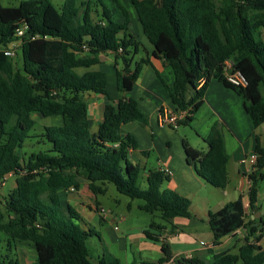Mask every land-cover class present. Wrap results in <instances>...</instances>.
<instances>
[{"label": "trees", "instance_id": "16d2710c", "mask_svg": "<svg viewBox=\"0 0 264 264\" xmlns=\"http://www.w3.org/2000/svg\"><path fill=\"white\" fill-rule=\"evenodd\" d=\"M130 2L145 37L155 48L153 56L167 61L173 71L172 84L159 71L157 76L174 110L188 111L180 126L193 123L213 81L244 99L256 128L264 125V0ZM112 3L121 21L114 19L104 0H64L60 8L51 0L23 1L15 7L0 4V180L9 174L17 176L16 187L3 208L0 202V233L10 248L15 242L34 245L35 264H93L87 241L94 233L76 223L79 213L71 206L64 207L59 195L60 190L80 189L84 181L95 197L105 195L113 184L121 195L144 201L141 211L159 214L169 224L175 218L192 216L189 198L163 189L170 179L164 170L151 169L145 189L139 183L144 168L131 158L139 145L124 126L135 122L147 126L148 120L138 100L126 95L151 60L147 49L130 33L129 10L120 0ZM20 30H24L22 36H18ZM12 45L21 50L22 67L5 55ZM109 52L115 55L116 86L122 95L117 101L110 95L106 73L80 72L101 64V54ZM139 54L143 57L135 61ZM227 61L233 65L232 73L243 76L246 86L228 80ZM87 93L109 100L97 133L90 130ZM35 116H60L63 124L44 127L41 137L51 144L48 151L20 155L37 127ZM223 130L219 123L212 126L205 140L207 153L187 140L183 142L187 161L197 176L220 190L229 184L230 156ZM255 153L258 161L249 176L248 205L260 211L258 184L264 176V147L258 143ZM208 225L215 247L240 229H246L248 235L238 253L210 250L205 256L178 259L173 258L170 246L162 243L163 256L156 264L173 259L176 264H264L260 244L264 214L259 219L248 217L243 197L210 212ZM151 228L165 229L156 222ZM258 230L261 233L254 238ZM145 234L160 242L150 231ZM0 264L21 263L0 254ZM99 264L122 263L103 258Z\"/></svg>", "mask_w": 264, "mask_h": 264}, {"label": "crops", "instance_id": "0c3cea01", "mask_svg": "<svg viewBox=\"0 0 264 264\" xmlns=\"http://www.w3.org/2000/svg\"><path fill=\"white\" fill-rule=\"evenodd\" d=\"M125 7L131 14L130 33L136 36L138 41L147 49L151 60V65H145L143 67L133 90L126 95V97L138 100L139 107L148 120L147 126H142L137 122L124 126V131L132 134L139 145L138 151L131 153V158L135 164L141 165L143 161L139 158L138 154L142 155L141 152H147L146 155L142 156L148 158L151 154L156 153L157 160L155 166L144 167L143 169L146 178L151 169L169 170L171 175L169 181L165 183L167 185L166 189L173 190L179 195L191 200L192 216L190 218H175L172 224H158L165 229L159 231L160 233L157 238L160 242L170 246L174 259L183 256H205L207 255L206 250H213L215 253L230 250L233 253V251L239 250L245 243L248 235L246 229H240L235 234L223 238L218 247L213 245L214 238L212 232L209 243L195 241L190 244L191 247L189 249H180L178 246H176L177 249H173L170 245V239L180 241L181 235L186 232L187 228L196 230L203 227L209 228V213L219 211L227 203L235 201L240 197H243L245 200L247 216H250L252 219H259L264 214V205L261 204L260 192L257 206L261 210H251L249 208L248 191L251 186L249 176L254 170L250 164L242 163L244 159L249 158L255 152L258 143L264 147V125L256 128L245 110L244 99L232 89L225 87L222 83L213 81L206 92L204 105L195 115V120L190 125L196 131V146L187 137L179 133L181 126L176 129L161 126L159 123L161 108L167 107L171 110H174V108L171 104L168 91L163 87L157 76V71L161 73L168 84H172L175 77L172 69L164 60L157 59L153 56L155 48L145 37L131 2ZM142 57L143 54L137 55L135 61ZM100 59L101 64L93 66L88 70H81L80 72L85 73L91 70L106 73L109 79L110 95L117 101L122 95L116 86L115 55L111 52L104 53L101 54ZM85 100L88 104L90 130L92 133H97L109 100L105 96L94 93L85 94ZM37 117L40 118L39 116ZM215 123L223 125L228 134V136H226V133L224 134V139L230 156L228 163L229 184L225 190H221L224 198L211 196L215 192L209 189V184L197 176L195 168L187 161V155L183 146L184 140H187L195 149L207 153L209 147L205 140L209 136L211 128ZM144 164L149 163L145 162ZM202 193H207L209 196L205 195L202 198ZM59 195L62 203L66 204V206H71L76 212H78V209L82 205L78 201L75 203V206H72L69 197L73 195H77L80 198L87 197L89 199L95 197L90 191L88 183L85 181L82 182L80 189L75 191H72V189L60 190ZM198 201H203V204H197ZM195 234L198 235L199 233L196 232ZM263 242L264 238L260 242L262 246ZM185 244L188 246V242H185ZM103 258L106 259V257ZM103 258H100L99 261ZM173 260L164 264H176ZM20 263L22 264L21 261ZM93 264H99V262ZM145 264H156V262H148Z\"/></svg>", "mask_w": 264, "mask_h": 264}, {"label": "rangeland", "instance_id": "374dc122", "mask_svg": "<svg viewBox=\"0 0 264 264\" xmlns=\"http://www.w3.org/2000/svg\"><path fill=\"white\" fill-rule=\"evenodd\" d=\"M23 1L30 0H0V4L4 7H15ZM51 1L57 8H60L64 3V0ZM104 1L107 6L113 10L114 19L116 21H121V14L112 3V0ZM120 2L124 6L130 4V0H120ZM12 59L17 66L22 67L23 59L21 50H17ZM35 118L37 119L38 117L35 116ZM37 123L36 129L31 132L32 137L26 140L24 147L19 151L20 155L23 153L29 156L32 153L48 151L51 148V144L41 137L44 127L60 126L63 124V119L60 116L49 118L40 117L37 119ZM179 133L187 137L194 146L197 145L196 131L193 127L181 126ZM223 133H226V136H228L225 128ZM138 156L143 161L141 163L143 168L155 166L157 160L156 153L151 154L148 158L140 154H138ZM145 162L149 164L145 165ZM16 178L17 176L8 175L1 184L0 202L3 203L2 208L4 207L5 199L8 198L9 194L16 187ZM139 183L143 189L147 187L145 172H142ZM258 187L261 204L264 205V176L259 179ZM166 188L167 185H163V189ZM209 189L215 192V194L213 193L211 196L224 198L220 189L211 186H209ZM202 194L201 197L205 195L209 196L207 193ZM69 198L72 206H75V203L78 201L82 205L81 208L78 209L80 220H77L76 223L83 229L92 230L94 233L87 241L93 263L99 262V259L103 257L111 261L117 259L122 264L158 263L159 259L163 256L161 250L162 242L152 240L145 232L150 231L153 236L157 237L160 232L157 229H152L151 223L166 224V222L159 217V214L152 215L141 211L139 206L144 204V201L132 200L129 197L121 195L113 184L108 185V192L105 195H98L91 199L87 197L80 198L77 195H73ZM202 202L203 201H198L197 204L202 205ZM63 206L66 207V204L63 203ZM196 232L199 234H195ZM260 233L261 230H258L256 234H254V238L260 235ZM210 236V228L203 227L199 228V230L187 228L186 232L181 235L180 241L177 239H170V245L173 249H177L176 246L180 249H189L191 247L190 244L195 241H205L209 243ZM0 238V254L2 257L9 256L10 258L18 259L22 264H35L37 256L34 245L26 242H15L10 248L6 236L0 233ZM185 242H188V246ZM209 251L210 250H206V253ZM234 252L238 253V250L233 251V253ZM208 258H210V256H208Z\"/></svg>", "mask_w": 264, "mask_h": 264}, {"label": "built area", "instance_id": "2783aa9c", "mask_svg": "<svg viewBox=\"0 0 264 264\" xmlns=\"http://www.w3.org/2000/svg\"><path fill=\"white\" fill-rule=\"evenodd\" d=\"M24 34V30H20L18 32V36H22ZM16 49L17 46L16 45H12L9 49L5 50V55L8 57L13 58L16 54ZM232 63L230 61L226 62V75L228 77V80L238 86H246L247 82L246 80L243 78V76L240 73H232ZM188 114V111H180V112H176L174 110H171L167 107H163L160 110V114H159V123L161 124V126L164 127H172V128H178L179 122H181L182 120H184L186 118ZM257 161H258V155L254 152L249 158H246L243 160V164H250L252 169L255 171L256 166H257ZM165 173H167L168 175H171V172L169 170H164ZM10 176H16L14 174H9ZM7 177V176H6ZM3 180H0V187ZM73 191L75 190L74 188H71Z\"/></svg>", "mask_w": 264, "mask_h": 264}, {"label": "water", "instance_id": "95a60500", "mask_svg": "<svg viewBox=\"0 0 264 264\" xmlns=\"http://www.w3.org/2000/svg\"><path fill=\"white\" fill-rule=\"evenodd\" d=\"M166 63L168 64V62L166 61Z\"/></svg>", "mask_w": 264, "mask_h": 264}]
</instances>
